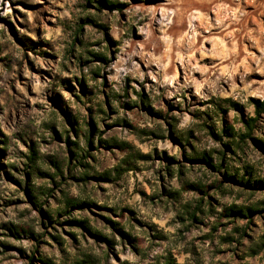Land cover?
<instances>
[{
    "label": "rangeland",
    "instance_id": "374dc122",
    "mask_svg": "<svg viewBox=\"0 0 264 264\" xmlns=\"http://www.w3.org/2000/svg\"><path fill=\"white\" fill-rule=\"evenodd\" d=\"M251 99L264 0H0V264H264Z\"/></svg>",
    "mask_w": 264,
    "mask_h": 264
},
{
    "label": "trees",
    "instance_id": "16d2710c",
    "mask_svg": "<svg viewBox=\"0 0 264 264\" xmlns=\"http://www.w3.org/2000/svg\"><path fill=\"white\" fill-rule=\"evenodd\" d=\"M101 6H107V7H112V6H116V5H114V4H110V3H108V2H102V4H101ZM102 9H101V7L99 8V11H101ZM142 102H144V100H142ZM230 104H231V106L234 108V109H236V110H238L239 108H240V106L237 104V103H233V102H231V101H228ZM251 102H252V104L255 106V109H256V116L255 117H252V118H249V119H246V118H243L242 119V123L244 124V127H245V129H246V133L245 134H242V135H238V134H235V133H233V129H231V128H225L224 129V133L225 134H228L230 137H235V136H239L240 137V139L241 140H245V139H248V138H251L252 137V132H253V130H254V127L256 126V124H257V122H258V120H259V118H260V116H261V114H263L264 113V102H260V101H258V100H255V99H251ZM212 134L213 135H215V133L214 132H212ZM93 135H94V133L93 132H90V136H89V143H90V145L92 144V138H93ZM216 137L217 138H219V139H221V137L219 136V135H216ZM264 143H261V142H258V145H260L262 148H264V145H263ZM226 148L229 150L230 148H231V146H230V144H226ZM35 157H36V155H35V152L33 153V156L31 157V161H33L32 163H34L35 162ZM202 160L206 163V164H208L209 166H213V161H212V158H211V156L209 155V154H207V153H204L203 155H202ZM227 179H229L230 181H233V182H239V183H243V184H246V183H244V181L243 180H241V181H237L236 180V178H234V177H229V178H227ZM249 183H248V185H250L251 183V181H248ZM197 190H201L200 189V187L199 186H196L195 187ZM254 212V210H252V209H248V213H253ZM232 213H235L234 211L232 212ZM192 218H195V216H196V214L195 213H192ZM75 224H78V225H80V226H84V222H77V221H75L74 222Z\"/></svg>",
    "mask_w": 264,
    "mask_h": 264
}]
</instances>
